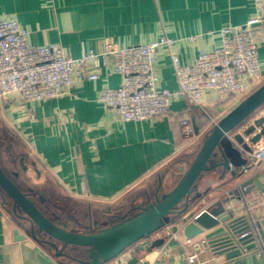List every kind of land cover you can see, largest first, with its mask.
Returning a JSON list of instances; mask_svg holds the SVG:
<instances>
[{
	"label": "crops",
	"instance_id": "0c3cea01",
	"mask_svg": "<svg viewBox=\"0 0 264 264\" xmlns=\"http://www.w3.org/2000/svg\"><path fill=\"white\" fill-rule=\"evenodd\" d=\"M254 15V0H0V18L18 21L28 31L32 45L58 44L67 55L78 58L90 50L101 51L107 40L124 48L170 38L175 41L172 50L183 65L195 63L201 52L220 47L225 27L243 25ZM259 63L264 75V43L259 49ZM154 71L159 89L178 88L166 47L159 49ZM120 82V77L109 76L103 69L99 81L79 83L61 98L46 103L14 99L7 106H0V134L14 138L22 151L15 158L14 167L19 168L13 171L15 180L20 174L29 178L35 175L28 190L37 193L50 180L64 196L98 208V212L90 211L86 224L76 221V230L61 223L66 229L97 232L114 216L122 217L139 205L154 202L160 187L161 193L170 192L189 169L211 129L210 124L201 127L192 142L182 137V120L190 118L200 126L204 122L195 116V106L184 97L174 98L170 113L164 117L132 123L119 121L98 98L104 87H117ZM216 97L212 92L204 94L208 113L226 116L238 105L228 102L220 106ZM259 147H264V139L253 146V151ZM253 163L252 153L243 152L234 167L235 175L211 165L198 182L197 194L201 197L185 219L237 192L239 185L258 174L264 185V169L258 172L252 168L243 174V169ZM129 194H135L131 208L121 215L120 203ZM7 204L10 203L0 196V264H77L57 258L48 247L25 235V228L30 225L17 220ZM231 206L238 209V216L249 215L257 221L254 241L261 245L264 189L255 185L243 201ZM176 221L177 218L172 219ZM17 230L19 236L25 237L23 240L16 238ZM178 238L185 239L183 231ZM202 239L200 236L191 247L184 248L168 243L160 230L108 264L123 260L125 264H187V254L195 252L199 254L198 264H264L258 254L228 260L210 246L201 245Z\"/></svg>",
	"mask_w": 264,
	"mask_h": 264
},
{
	"label": "built area",
	"instance_id": "2783aa9c",
	"mask_svg": "<svg viewBox=\"0 0 264 264\" xmlns=\"http://www.w3.org/2000/svg\"><path fill=\"white\" fill-rule=\"evenodd\" d=\"M254 6L255 15L248 22L225 27L221 46L212 52H201L189 65L181 64L172 50L175 41L170 38L124 48L107 40L101 51L90 50L74 58L58 44L32 45L28 31L18 21L0 18V106L5 107L14 99L46 103L61 98L79 83L99 81L105 69L109 76L120 77L121 82L117 87H104L98 102L119 121L132 123L164 117L170 113L173 99L184 97L203 110L210 126H214L224 115L207 112L206 92L215 93L220 106L228 102L236 105L264 84L259 63V49L264 43V0H254ZM161 47H166L171 55L178 85L175 91L157 86L154 67ZM181 134L188 142L196 139L190 118L182 120ZM252 156L254 163L243 169L244 175L252 168L258 172L264 169V147L255 149ZM185 224L183 219L170 222L161 229V235L168 243L191 247L194 239L178 238ZM252 226L254 230L258 227L255 219ZM252 234L249 230L242 237ZM206 243L204 239L200 242L203 246ZM198 259L196 252L186 256L187 264H198Z\"/></svg>",
	"mask_w": 264,
	"mask_h": 264
},
{
	"label": "water",
	"instance_id": "95a60500",
	"mask_svg": "<svg viewBox=\"0 0 264 264\" xmlns=\"http://www.w3.org/2000/svg\"><path fill=\"white\" fill-rule=\"evenodd\" d=\"M195 134L200 130L193 121ZM264 139V84L239 103L217 124L211 126L196 157L178 184L167 193L156 191L155 201L139 205L122 216H114L99 231L77 232L66 229L50 218L34 200L37 191H24L14 176L8 174L0 161V191L10 201L14 217L30 225L25 235L42 246L48 247L57 258H65L77 264H108L132 246L163 229L172 218L183 219V234L187 239L203 236L206 246L215 252L224 254L228 260L243 258L247 255H260L264 260V233L261 245L254 241V234L242 237L249 231L240 223L245 218L238 216V209L232 205L243 201L255 187L264 189L258 174L254 179L239 185L237 192H231L226 198L217 199L189 220L185 216L194 203L201 197L197 194L198 182L209 171L211 165L222 167L225 172L234 174L241 154L253 153ZM16 176V175H15ZM40 200L47 199L40 195ZM116 219H119L116 222ZM18 240L19 231L15 232Z\"/></svg>",
	"mask_w": 264,
	"mask_h": 264
},
{
	"label": "rangeland",
	"instance_id": "374dc122",
	"mask_svg": "<svg viewBox=\"0 0 264 264\" xmlns=\"http://www.w3.org/2000/svg\"><path fill=\"white\" fill-rule=\"evenodd\" d=\"M5 137L1 136L0 134V161L2 163V166L5 167L4 169L6 170V172L10 175L12 174L13 177V171L19 170V168L14 167L16 165L15 158L22 151L20 144L18 145V142L14 140V138H11L8 135L6 138ZM34 178L35 175H33L32 178H29L26 174L23 175L20 174V176L16 178V180L18 184L21 186V188L27 191L30 186L32 187L33 182H31V180H33ZM42 185L44 186H40L41 188L39 189L34 185L33 186L34 188H37L40 191L38 193L42 195L44 198H46L47 201L46 202L41 201L38 198V195L34 197V200L50 218L52 219L58 218L60 221L66 223L69 226V228L73 230L79 228L76 225L78 224L76 221L86 224L85 220H87L86 219L87 216H90V211L92 212L99 211L97 207L91 208V206L85 204L84 202H80L75 199L64 196L61 192H59L56 189L57 187L50 180L48 182H44V184ZM134 197L135 194H131V196L129 194L128 198L125 197L123 202L120 203V211L123 212L121 215L126 214V211L130 210L132 204L131 201L132 199H134ZM55 205H57L58 207L56 208Z\"/></svg>",
	"mask_w": 264,
	"mask_h": 264
},
{
	"label": "trees",
	"instance_id": "16d2710c",
	"mask_svg": "<svg viewBox=\"0 0 264 264\" xmlns=\"http://www.w3.org/2000/svg\"><path fill=\"white\" fill-rule=\"evenodd\" d=\"M196 108V114H195V116H198V118H202L203 120H204V122H203V126H200L198 123H197V125H198V128H199V130L201 131V127H204V126H206V125H208L209 124V118H208V116L207 115H205L204 114V112H203V110H201L200 108H198V107H195ZM222 117H220V119H221ZM28 157H29V155H28ZM21 158V161H25V160H23V158L22 157H20ZM30 159V158H29ZM31 160V159H30ZM0 196H1V198L3 199V201H5V202H9V200H8V198L6 197V195L5 194H3L1 191H0ZM8 200V201H7ZM6 204V203H5ZM7 206H9L8 204H7ZM173 219V218H172ZM172 219L170 220V222H172ZM254 219H253V217L252 216H249V215H247L242 221H241V225L243 226V227H246V228H248L249 230H252L253 231V234H257V230L255 229H253V226H252V221H253ZM58 224H60L61 225V223H63V222H60L59 220L58 221H56ZM169 222V223H170ZM64 225H67L66 223H64Z\"/></svg>",
	"mask_w": 264,
	"mask_h": 264
},
{
	"label": "flooded vegetation",
	"instance_id": "af4514ba",
	"mask_svg": "<svg viewBox=\"0 0 264 264\" xmlns=\"http://www.w3.org/2000/svg\"><path fill=\"white\" fill-rule=\"evenodd\" d=\"M38 198L40 199V195H38Z\"/></svg>",
	"mask_w": 264,
	"mask_h": 264
}]
</instances>
